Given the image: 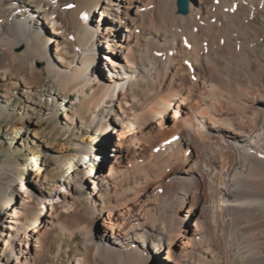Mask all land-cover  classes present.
Returning <instances> with one entry per match:
<instances>
[{
    "label": "bare ground",
    "instance_id": "6f19581e",
    "mask_svg": "<svg viewBox=\"0 0 264 264\" xmlns=\"http://www.w3.org/2000/svg\"><path fill=\"white\" fill-rule=\"evenodd\" d=\"M32 1L0 0V118L35 87L84 131L21 161L28 107L4 134L0 264L61 259L79 235L73 264H264V0Z\"/></svg>",
    "mask_w": 264,
    "mask_h": 264
},
{
    "label": "rangeland",
    "instance_id": "374dc122",
    "mask_svg": "<svg viewBox=\"0 0 264 264\" xmlns=\"http://www.w3.org/2000/svg\"><path fill=\"white\" fill-rule=\"evenodd\" d=\"M33 3L35 0L32 1ZM97 17H99V13L95 14ZM43 30H51V24L49 22H44L43 24ZM117 44H121V41L117 38ZM54 53L56 51L54 50ZM106 61V57L102 59ZM45 61H38L36 62V71L35 73L31 74L34 79L36 78L38 82L40 81V84H47L52 83L50 78L48 77L47 70L45 68ZM41 70V72H40ZM43 71V72H42ZM30 75V77H32ZM39 77V78H38ZM38 85V86H39ZM3 81L0 80V92H2ZM39 92V95H38ZM42 90L41 88H35L33 87V90L26 92L23 90L22 87L18 86L14 90H12V94L10 95V100L12 101V105L16 108V111L11 112L10 116L6 118H0V161L4 158L5 153L8 152L9 145L13 141V139H5L4 134L6 132H13L15 129V126L18 125L16 122L17 119L21 118V110H24V108H29L28 112L30 113L29 116L24 117V125H26L29 128H37L38 133L37 137H34L33 135L31 137V142L29 144H25L26 147H22L20 145L18 152L16 153L15 158H17L19 161L22 160V158L25 156L26 150L28 146L31 145L33 141L36 142V144L40 145V147L47 151H53V149L56 150H65L66 148H70V152L74 151V144L76 141V137L78 136L80 131H84V126L81 124H77L76 127L67 128L66 126V120L64 118L63 112L65 110L60 109L61 105L59 103L52 104L53 107L56 106L58 108L56 111L47 110L45 105H41L40 102L45 104L46 100L45 97L43 99H39V97H42ZM72 97L76 98L74 95ZM4 101L5 98H2ZM64 109H66V105H62ZM60 109V110H59ZM28 119V122L25 121ZM35 121H37L35 123ZM10 134V136H12ZM16 145V143H14ZM102 146V144L100 143ZM6 151V152H4ZM71 168V169H70ZM76 169V164H65L62 166V168H56L54 173V178H65V175L70 171H74ZM12 177V173L10 171L6 172H0V184H6L7 181ZM78 194L82 201L84 202V205H86L87 198H89V191L80 189L78 191ZM2 197V195H0ZM0 205V210H1ZM58 231L55 228L52 232L51 240L54 242L60 240L58 239ZM82 240V236H78L76 239V242L74 241L72 243V247L68 248V250L63 249L61 259H57L53 256V253L51 251L53 250H44V256L42 258V261L40 264H73V257L75 254L79 253L80 251V243ZM34 243V242H33ZM32 243V244H33ZM79 243V247H77V244Z\"/></svg>",
    "mask_w": 264,
    "mask_h": 264
},
{
    "label": "water",
    "instance_id": "95a60500",
    "mask_svg": "<svg viewBox=\"0 0 264 264\" xmlns=\"http://www.w3.org/2000/svg\"><path fill=\"white\" fill-rule=\"evenodd\" d=\"M178 7L181 13H187L189 10V0H178Z\"/></svg>",
    "mask_w": 264,
    "mask_h": 264
},
{
    "label": "snow or ice",
    "instance_id": "6c2138e0",
    "mask_svg": "<svg viewBox=\"0 0 264 264\" xmlns=\"http://www.w3.org/2000/svg\"><path fill=\"white\" fill-rule=\"evenodd\" d=\"M68 7H72V5H68ZM173 139H175V137Z\"/></svg>",
    "mask_w": 264,
    "mask_h": 264
}]
</instances>
